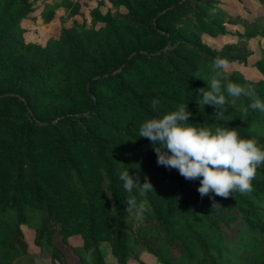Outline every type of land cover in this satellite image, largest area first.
<instances>
[{"label":"trees","instance_id":"trees-1","mask_svg":"<svg viewBox=\"0 0 264 264\" xmlns=\"http://www.w3.org/2000/svg\"><path fill=\"white\" fill-rule=\"evenodd\" d=\"M214 1L111 0L126 12L96 10L102 29L75 28L42 47L27 43L21 27L31 1L0 0V264H37L22 225L35 230L52 264H86L89 249L93 264H105L101 243L119 264L142 249L163 264H264V165L248 195L201 196L200 179L159 165L152 142L138 137L145 120L184 104L189 123L236 128L264 148V112L242 116L248 98L220 117L197 103L215 57L245 62L234 46L203 45V34L223 33L220 17L209 18ZM252 36L264 39V29ZM256 67L258 81L227 75L264 101V54ZM123 169L154 187L137 196L146 201L142 219L126 212ZM242 210L255 225L246 237L235 234ZM73 236L82 245L70 243Z\"/></svg>","mask_w":264,"mask_h":264},{"label":"clouds","instance_id":"clouds-1","mask_svg":"<svg viewBox=\"0 0 264 264\" xmlns=\"http://www.w3.org/2000/svg\"><path fill=\"white\" fill-rule=\"evenodd\" d=\"M228 67L225 58H214V74L207 80V87L196 90L200 97L197 103L215 106L218 110L216 116L220 117L229 107H235L237 100L246 97L250 103L242 108V116H246L249 109L264 112V101L257 96L255 89L231 81L227 75ZM156 104L154 100L153 110ZM190 116L187 105L182 104L162 117L145 120L139 126L138 137L152 142L159 165L177 169L187 180L200 179L198 192L201 196L211 192L228 198L233 192L242 195L252 193L257 170L264 165V148L254 138H242L236 128L217 126L213 130L196 126L188 122ZM118 178L129 194L126 212L142 219L147 211L146 201L141 199L138 202L137 196L145 197L152 191V183L147 178L141 183L129 169L118 172ZM83 256L86 264H93L92 249L84 252Z\"/></svg>","mask_w":264,"mask_h":264},{"label":"rangeland","instance_id":"rangeland-1","mask_svg":"<svg viewBox=\"0 0 264 264\" xmlns=\"http://www.w3.org/2000/svg\"><path fill=\"white\" fill-rule=\"evenodd\" d=\"M34 12L23 21L24 39L27 43H35L47 47L50 40L60 41L64 34L72 29L85 27L100 30L104 27L96 22L93 14L96 10L105 14L112 12H126L125 8H117L111 0H30ZM215 9L210 12L209 18L220 17L223 33L211 36L202 35L203 45L213 50H223L226 46H234V53L245 59L244 63L231 62L227 72H239L249 81H258L263 77L256 67V63L264 54V39L253 37L255 30L264 29V1L262 0H215ZM55 12L52 19L48 18L50 12ZM218 16V17H217ZM254 222L249 218V212L242 210V218L235 225V234L246 237L254 228ZM22 232L28 244L29 256L37 264H52L50 254L44 253L35 244V230L22 225ZM228 235L231 231H227ZM70 243L80 246L83 239L73 236ZM100 250L105 264H119L109 243H101ZM178 264V260H175ZM128 264H163L152 252L142 249L137 258L128 260Z\"/></svg>","mask_w":264,"mask_h":264}]
</instances>
